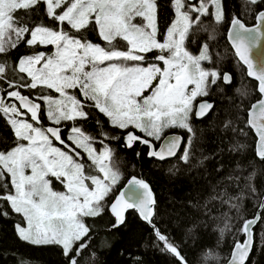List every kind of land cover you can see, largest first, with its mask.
<instances>
[{
	"label": "snow or ice",
	"instance_id": "snow-or-ice-1",
	"mask_svg": "<svg viewBox=\"0 0 264 264\" xmlns=\"http://www.w3.org/2000/svg\"><path fill=\"white\" fill-rule=\"evenodd\" d=\"M171 5L174 17L161 31L157 0H0V120L13 135L12 146L0 150V216L8 218L9 209L18 214V238L34 246H58L65 264H80L90 247L86 218L108 212L115 220L111 227L118 228L129 210L151 227L154 246L172 254L177 264H187L178 246L156 226L157 200L145 180L132 176L116 194L123 173L105 140L121 137L101 130L98 139L84 131V123L98 112L124 132V148L139 144L149 158L165 161L179 155L190 162L193 120L215 111L213 90L223 91L220 84L230 86L233 77L211 66L216 30L203 23L208 17L217 25L225 20L223 0H171ZM243 7L257 23L249 27L233 16L228 39L247 76L257 81L261 98L246 107L249 90L235 89V118L254 130L255 156L264 161V55L258 62L251 56L264 38V0H243ZM194 29L207 34L197 54L186 45ZM89 31L104 43L88 40ZM22 43L32 53L9 63ZM41 46L47 50L37 51ZM95 123L101 125L99 119ZM176 130H184L186 140ZM224 130L247 135L232 120L225 121ZM243 148L233 145L229 151ZM254 176L243 177L240 195H232L229 185H236V191L241 175L226 177L228 184L213 185L207 201L218 200L240 212L244 190L256 199L254 217H241L237 232L245 238L234 241L227 264H247L256 246L253 226L264 222V195L257 194ZM54 181L64 191L54 190ZM225 229L231 231L229 222L221 233Z\"/></svg>",
	"mask_w": 264,
	"mask_h": 264
},
{
	"label": "trees",
	"instance_id": "trees-1",
	"mask_svg": "<svg viewBox=\"0 0 264 264\" xmlns=\"http://www.w3.org/2000/svg\"><path fill=\"white\" fill-rule=\"evenodd\" d=\"M157 3L158 22L163 31L174 17V10L171 0H157ZM223 4L225 20L222 23L215 24L211 17L205 18L203 23L210 26L209 31L213 28L216 30V40L212 42L215 63L211 66L219 67L222 72L228 71L233 81L230 86L221 83L220 88L223 91L213 90L215 111L206 119L193 120L196 135L192 158L188 164L181 161L179 155L165 161L149 158L146 154L147 148L139 144L132 149L124 148L122 139L124 132L113 129L107 118L98 112L84 123V131L98 139L101 130L121 137L120 140H105V143L114 149L115 161L123 173L116 187V194L132 176L145 180L157 200L154 222L160 231L167 234L171 242L178 246L187 264H224L234 241L237 239L241 241L244 238L242 233L237 232L241 226V217L246 219L253 217L257 211L253 207L256 199L250 197L247 190H244L240 212L218 200L207 202L213 185L219 184L223 187L224 184H228L226 177L239 174L241 175L239 187L233 191L236 185H229V192L232 195H240L245 184L243 177L255 172L252 183L257 189V194L264 195V161L255 156V135L244 123L236 120V108L233 103L239 102L235 89L247 87L249 95L245 98L244 104L249 107L259 96L256 91L257 82L247 76L246 68L235 56L226 37L227 26L233 16H239L246 24L253 23L255 18L251 13L245 14L243 0H223ZM35 20L38 23L39 17ZM44 22L49 23L47 19ZM85 35L94 43H104L93 31ZM206 39L205 32L194 29L186 45L191 52L196 53L200 43ZM36 50L47 49L41 46ZM32 51V48L20 44L11 53L9 63H14L17 57L30 54ZM96 119L101 121L99 127L95 123ZM227 120H232L236 128H245L247 135L224 130V123ZM43 123L47 125L49 121L45 118ZM184 135L187 138L186 132ZM63 136L66 137V132ZM12 143V132L4 121L0 120V150L11 147ZM233 145H244V148L229 151ZM137 151L141 153L139 157L136 156ZM204 157L209 159L204 160L202 166L193 167ZM173 166H175L173 172H169ZM218 168L221 169L220 172L216 171ZM60 186L59 183L53 182V187ZM9 213L8 218L0 216V264H65L62 250L58 246H34L19 239L15 225L18 222L22 223L21 218L18 214H12L10 209ZM85 222L91 229L92 239L90 247L83 253L80 264H177L172 254L154 246L157 241L151 227L142 221L134 210L126 213L125 223L118 228L111 227L115 220L108 212L102 217L86 218ZM226 222L230 223L231 231L225 229L221 233L220 230L224 228ZM254 238L256 246L247 264L253 262L264 264V222H258L254 227ZM101 240H106L107 246L101 247Z\"/></svg>",
	"mask_w": 264,
	"mask_h": 264
},
{
	"label": "water",
	"instance_id": "water-1",
	"mask_svg": "<svg viewBox=\"0 0 264 264\" xmlns=\"http://www.w3.org/2000/svg\"><path fill=\"white\" fill-rule=\"evenodd\" d=\"M231 21V20H230ZM230 21H229V23H228V26H227V31H226V37H227V40H228V42H229V44L231 45V41L228 39V33H229V31H230V28H231V25H230ZM255 23H257V21L255 20L253 23H250V24H246V26H249V27H251V26H254L255 25ZM232 47V46H231ZM233 49V48H232ZM233 51H234V49H233ZM235 53V52H234ZM262 55H264V38H262L261 39V41H260V44H259V46H257V47H254L253 49H252V52H251V56H252V59H253V61L254 62H258L259 61V59L261 58V56ZM237 59H238V57H237ZM242 63V62H241ZM244 67L246 68V74H247V67L244 65ZM225 72H227V73H229L228 71H225ZM250 78V77H249ZM250 79H253L254 81H255V79L254 78H250ZM257 82V81H256ZM261 98V96H260V94H259V96L255 99V100H253L252 102H251V104L252 103H255L258 99H260ZM250 104V105H251ZM250 107V106H249ZM51 124H49L48 126H50ZM253 131V133H254V135H255V142H256V140H257V137H256V134H255V132H254V130H252ZM176 134H178V135H181V136H183V134L182 133H179V132H176ZM184 137V136H183ZM148 151V150H147ZM131 178V177H130ZM129 178V179H130ZM128 181V180H127ZM127 181L121 186V188H120V190L119 191H121V190H124V187H125V185L127 184ZM254 217V216H253ZM253 217H250V218H253ZM256 225H254L253 226V233H254V227H255ZM245 238V237H244ZM243 238V239H244ZM243 239L241 240V242H243ZM232 248H233V246H232ZM232 248H231V251H232ZM231 251H230V254H231ZM230 254H229V256H228V258H230ZM227 258V259H228ZM224 264H227V260L224 262Z\"/></svg>",
	"mask_w": 264,
	"mask_h": 264
},
{
	"label": "rangeland",
	"instance_id": "rangeland-1",
	"mask_svg": "<svg viewBox=\"0 0 264 264\" xmlns=\"http://www.w3.org/2000/svg\"><path fill=\"white\" fill-rule=\"evenodd\" d=\"M198 51H199V49H198V50L196 51V53H194V54H197ZM54 95L58 96V94H56V93H55ZM49 124H52V122L49 121ZM68 124H69V127H70V126H71V122H68ZM45 126H48V125H45ZM65 132H66V135H67V129L65 130ZM176 132L183 133L184 130H183V131H181V130H176ZM184 133H185V132H184ZM186 134H187V133H186ZM186 136H187V135H186ZM54 143L56 144V146H58V147L60 146V145L58 144V142H54ZM96 146H97V148H99V144H98V143H97ZM82 155H84V154L82 153ZM60 185H61V184H60ZM54 190H57V191H64V188H63V186L61 185L60 188H59V187H58V188H55V187H54ZM118 193H119V192H118ZM118 193H117V194H118Z\"/></svg>",
	"mask_w": 264,
	"mask_h": 264
},
{
	"label": "flooded vegetation",
	"instance_id": "flooded-vegetation-1",
	"mask_svg": "<svg viewBox=\"0 0 264 264\" xmlns=\"http://www.w3.org/2000/svg\"><path fill=\"white\" fill-rule=\"evenodd\" d=\"M47 125H49V123H48ZM182 134H183V136H184V138H185V140H186V137H185L184 133H182Z\"/></svg>",
	"mask_w": 264,
	"mask_h": 264
}]
</instances>
